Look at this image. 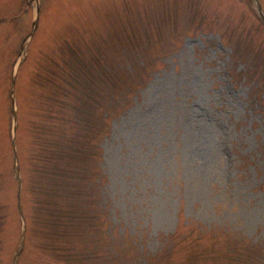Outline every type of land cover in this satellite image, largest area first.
Returning a JSON list of instances; mask_svg holds the SVG:
<instances>
[{
    "label": "rangeland",
    "instance_id": "rangeland-1",
    "mask_svg": "<svg viewBox=\"0 0 264 264\" xmlns=\"http://www.w3.org/2000/svg\"><path fill=\"white\" fill-rule=\"evenodd\" d=\"M259 17L252 0H0V264H264ZM53 93L81 111L83 182L34 171L28 123ZM60 210L64 230L43 217Z\"/></svg>",
    "mask_w": 264,
    "mask_h": 264
},
{
    "label": "trees",
    "instance_id": "trees-1",
    "mask_svg": "<svg viewBox=\"0 0 264 264\" xmlns=\"http://www.w3.org/2000/svg\"><path fill=\"white\" fill-rule=\"evenodd\" d=\"M67 104L68 102H59V110L56 107L39 108L36 110V121L32 120L29 123L31 127L30 135L35 144L33 157L34 171L37 173H44L48 178H56L58 182H61V184L65 186L69 184V179L73 178L74 183L77 180L82 181L83 176L81 175V169L79 170L78 168L80 166L73 165L71 167L73 161L69 149L72 150L73 157L78 161L82 159L84 164L87 159H91L90 152L86 153L82 149L83 144L85 147L84 134H82V131L76 130L80 125H83L81 111L77 109L80 113V117L76 115L73 117H66L62 115L63 113L61 111L65 110L66 107L67 109H71L72 105ZM63 124L68 128L67 133L60 129ZM70 125H72V128ZM75 126H77L76 129ZM66 146L68 149H66ZM84 175H86V173H84ZM45 200L47 201L48 197L45 198ZM54 214L59 218L58 225L61 224V229L64 230L65 225L64 222L61 223V221L63 219L66 222L69 221L67 211H50L46 214L43 212V217L49 216V218L52 219L54 218ZM37 219L40 221L39 218ZM203 254L204 253L199 255L196 250L194 257H189L195 264H206V258L203 257ZM183 264L191 263L187 260Z\"/></svg>",
    "mask_w": 264,
    "mask_h": 264
},
{
    "label": "water",
    "instance_id": "water-1",
    "mask_svg": "<svg viewBox=\"0 0 264 264\" xmlns=\"http://www.w3.org/2000/svg\"><path fill=\"white\" fill-rule=\"evenodd\" d=\"M258 8H259V11H260V13H261V8H260V6H258ZM261 15H262V13H261ZM262 19H263V21H264V16H263V15H262ZM18 180H19V178H18ZM19 184L21 185L20 180H19ZM23 247H24V235H23V239H22V242H21V247H20V249H19V251H18V254H17V256H16V263L18 262V257H19L20 252L22 251Z\"/></svg>",
    "mask_w": 264,
    "mask_h": 264
}]
</instances>
